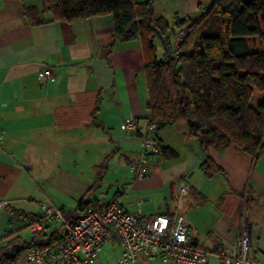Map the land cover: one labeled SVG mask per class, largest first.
Instances as JSON below:
<instances>
[{"label":"crops","instance_id":"1","mask_svg":"<svg viewBox=\"0 0 264 264\" xmlns=\"http://www.w3.org/2000/svg\"><path fill=\"white\" fill-rule=\"evenodd\" d=\"M213 1L151 0V7L172 27L176 19L198 20ZM26 7H35L44 23L33 24ZM151 59L140 38L115 39L109 15L55 21L43 0H0V200L6 202L0 244L12 237L34 243L54 230L61 234L58 220L44 222L40 233L29 225L42 203L77 216L83 196L100 209L120 195L123 210L144 221L172 215L184 181L188 197L178 213L193 241L209 253L207 264H221L216 250L231 247L241 235L264 263V153L255 163L233 147L204 153L190 135L191 124L179 121L155 130L159 143L176 156L150 157L143 178L129 172L141 141L122 122L134 114L140 127L146 124L144 65ZM43 67L52 69V80L37 79ZM206 156L221 172L204 174ZM120 254V245L109 243L95 264H111ZM14 264L40 263H29L21 250ZM135 264L166 263L154 256Z\"/></svg>","mask_w":264,"mask_h":264},{"label":"trees","instance_id":"2","mask_svg":"<svg viewBox=\"0 0 264 264\" xmlns=\"http://www.w3.org/2000/svg\"><path fill=\"white\" fill-rule=\"evenodd\" d=\"M43 2L52 20L109 15L115 39L143 41L152 53L144 65L146 123H155L159 129L188 121L190 135L204 153L233 147L251 156L253 163L264 153V101L256 107L249 103L254 90L264 91V50H251L248 42L259 39L264 46V0H214L198 20L176 19L172 27L155 17L151 0ZM24 14L33 24L44 23L35 7H26ZM183 26L187 34L172 55L174 34L169 30ZM154 40L160 44L161 57ZM158 154L176 156L160 143ZM200 167L206 176L221 172L208 156ZM89 205L87 197L80 198L78 215ZM36 238L29 244L8 238L0 244V264H14L21 250L55 247L63 239L57 230L47 239Z\"/></svg>","mask_w":264,"mask_h":264},{"label":"built area","instance_id":"3","mask_svg":"<svg viewBox=\"0 0 264 264\" xmlns=\"http://www.w3.org/2000/svg\"><path fill=\"white\" fill-rule=\"evenodd\" d=\"M187 34L185 26L177 29L173 37V53ZM163 61L166 58H162ZM52 69L43 67L37 72L40 82L52 80ZM125 131L140 137L137 157L128 165L135 179L146 175L149 158L159 153L155 136L156 124L140 127L136 115L122 122ZM2 134L0 133V144ZM188 194V186L180 181L177 187V207L172 215H156L144 221L140 214L129 213L120 205V195H115L104 207L87 206L80 215L66 217L64 211L51 203L40 205L41 220H35L29 229L42 231L43 223L58 220L62 241L55 247L37 245L25 250L29 263L40 264H95L100 249L116 241L121 247L120 256L111 264H135L140 257H159L166 264H207L209 253L197 245L189 235L183 216L178 213L182 199ZM6 205L0 200V210ZM116 233L117 239L113 237ZM215 256L221 264H264L253 255V245L245 235L239 236L231 247L221 246Z\"/></svg>","mask_w":264,"mask_h":264},{"label":"rangeland","instance_id":"4","mask_svg":"<svg viewBox=\"0 0 264 264\" xmlns=\"http://www.w3.org/2000/svg\"><path fill=\"white\" fill-rule=\"evenodd\" d=\"M248 42H249V46H250L251 50H261V51L264 50L263 43L259 39L250 38L248 40ZM157 45L160 46L158 42H157ZM160 52H161V49L157 48V53L160 54ZM262 101H264V91L254 90L253 94H252V97H251V99L249 101L250 105L256 107ZM170 197H172V196L171 195H167V197H166L167 200ZM186 198L183 199V202L186 200ZM170 202H172L171 199H170ZM175 202H176V200H175ZM170 206H172V205H170ZM115 242L116 241H114L113 243H115Z\"/></svg>","mask_w":264,"mask_h":264},{"label":"water","instance_id":"5","mask_svg":"<svg viewBox=\"0 0 264 264\" xmlns=\"http://www.w3.org/2000/svg\"><path fill=\"white\" fill-rule=\"evenodd\" d=\"M113 237H114L115 240L117 239V236H116L115 232H113Z\"/></svg>","mask_w":264,"mask_h":264}]
</instances>
